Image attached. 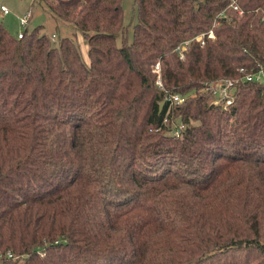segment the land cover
Segmentation results:
<instances>
[{
	"label": "trees",
	"instance_id": "16d2710c",
	"mask_svg": "<svg viewBox=\"0 0 264 264\" xmlns=\"http://www.w3.org/2000/svg\"><path fill=\"white\" fill-rule=\"evenodd\" d=\"M46 1L89 59L0 21V264H264V81L203 84L263 61L264 0H133L130 38L123 0Z\"/></svg>",
	"mask_w": 264,
	"mask_h": 264
},
{
	"label": "rangeland",
	"instance_id": "374dc122",
	"mask_svg": "<svg viewBox=\"0 0 264 264\" xmlns=\"http://www.w3.org/2000/svg\"><path fill=\"white\" fill-rule=\"evenodd\" d=\"M1 2L9 7V12H0V21L15 35L20 29L25 27L32 29L34 25H40V30L50 33L54 39L65 34H75L73 37L80 43V48L82 44L84 46L87 43V41L82 40L81 31L75 32V29L69 23L56 18L46 0H0ZM122 5L124 8V23L128 25L127 36L130 38L133 32V22L136 19L133 0H123ZM28 13L27 23L25 25L21 24L20 17ZM117 40L120 42V37Z\"/></svg>",
	"mask_w": 264,
	"mask_h": 264
},
{
	"label": "built area",
	"instance_id": "2783aa9c",
	"mask_svg": "<svg viewBox=\"0 0 264 264\" xmlns=\"http://www.w3.org/2000/svg\"><path fill=\"white\" fill-rule=\"evenodd\" d=\"M229 5H232L234 8H240V5H238L236 0H231ZM0 12L1 13H7L9 12V7L1 2L0 3ZM28 14H25L20 17L21 24L25 25L28 20ZM218 23V21L215 20V24ZM23 34V29L18 30L17 36H21ZM208 36H213V29L210 28L207 31ZM52 36V35H51ZM204 33L198 34L196 37L198 39H201L203 42L204 39ZM52 38H54L52 36ZM188 40L184 41V43L178 45L179 53H181V56H184L183 48L185 47V43H187ZM153 70L157 72V79L156 82L158 85H162L161 80V70H160V61H156L153 65ZM240 72L241 74H237L236 76H223L222 78H212L207 81H204V88L209 90L211 92V101L217 104H220L222 106H227L228 104L232 103L234 101V97L236 94L238 82L241 80H256V81H264V59L263 61H259L255 65L251 66H240ZM184 94L176 91V92H167L165 95V98L169 100L170 104H175L176 102L182 101L184 98ZM167 119V118H165ZM183 122L178 121L175 123V127L173 129L174 133H180L181 128L183 127ZM3 253L0 250V256ZM8 257H14V253L11 249L7 250L4 253Z\"/></svg>",
	"mask_w": 264,
	"mask_h": 264
},
{
	"label": "crops",
	"instance_id": "0c3cea01",
	"mask_svg": "<svg viewBox=\"0 0 264 264\" xmlns=\"http://www.w3.org/2000/svg\"><path fill=\"white\" fill-rule=\"evenodd\" d=\"M81 37H82V40H84V37L83 35L81 34ZM86 42V41H85ZM83 45V44H82ZM81 45V52H82V55L85 56V58L88 60L89 59V56L87 55V49H88V43H86V45L82 46ZM83 48V49H82Z\"/></svg>",
	"mask_w": 264,
	"mask_h": 264
},
{
	"label": "water",
	"instance_id": "95a60500",
	"mask_svg": "<svg viewBox=\"0 0 264 264\" xmlns=\"http://www.w3.org/2000/svg\"><path fill=\"white\" fill-rule=\"evenodd\" d=\"M164 99H160V105H159V110H161V108H162V106H163V104H164Z\"/></svg>",
	"mask_w": 264,
	"mask_h": 264
}]
</instances>
